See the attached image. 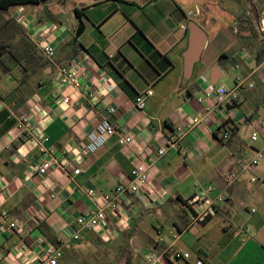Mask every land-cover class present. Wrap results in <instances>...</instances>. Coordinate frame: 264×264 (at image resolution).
I'll return each instance as SVG.
<instances>
[{
  "label": "crops",
  "instance_id": "1",
  "mask_svg": "<svg viewBox=\"0 0 264 264\" xmlns=\"http://www.w3.org/2000/svg\"><path fill=\"white\" fill-rule=\"evenodd\" d=\"M48 6L13 7L15 17L31 22L28 34L37 24L55 25L49 35L54 57L45 60L23 47L20 60L0 69V211L18 224L16 232L0 228V264H21L74 231L78 239L57 264H145L151 252L164 255L157 264H264V74L257 70L264 65V18L259 16L260 28L240 16L242 9L234 11L237 20L223 15L209 24L202 18L199 25L210 31L185 76L187 22L197 17V7L187 14L173 0H90L74 5L77 20L64 23L61 7L52 12ZM239 22L244 29L237 31ZM60 65L75 68L77 88L55 81ZM238 72L254 83L240 89V102L219 105L208 124L194 126L178 139L179 147L157 156L176 126L208 106L205 91L232 87ZM146 89L151 94L139 110L134 97ZM23 112L41 127L54 156H67L83 171L53 164L38 174L36 166L48 156L29 147L16 127ZM103 119L130 142L120 145L115 134L85 151L88 135ZM223 131L229 132L226 139ZM257 156L252 171L241 170L242 159ZM147 158L153 164L139 193L122 195L119 209L106 211L93 230L79 229L77 216L103 203L86 189L110 195ZM228 174L234 180L226 186ZM207 186L209 196L222 194L225 202L189 227L186 200Z\"/></svg>",
  "mask_w": 264,
  "mask_h": 264
},
{
  "label": "built area",
  "instance_id": "2",
  "mask_svg": "<svg viewBox=\"0 0 264 264\" xmlns=\"http://www.w3.org/2000/svg\"><path fill=\"white\" fill-rule=\"evenodd\" d=\"M17 18V19H16ZM16 21L22 26L26 35L34 45L35 49L45 60H51L54 57L55 49L49 41V35L52 30L55 28V25L51 24H37L32 31V34H28L30 30L29 20L18 14L15 17ZM183 29H186V26H182ZM237 69V65L234 66ZM261 74H264V65L257 69ZM55 81L61 85L72 86L77 88L79 86V80L75 71V68L72 65H60L56 68ZM252 89L254 83L247 81L245 76L239 72L234 76V85L232 87H226L219 85L217 87H212L209 90H206L204 93V98L208 101V106L204 108L203 112L198 113L195 116L190 117L184 124L175 127V134L168 138L164 147L157 149V156H160L164 153L166 148H177L178 139L184 134L189 132L194 126L199 124H208L212 118V113L214 110L221 104L227 102L230 106H234L240 102V89L242 87ZM151 94L149 89H146L134 97V104L137 109L142 110L145 106L146 97ZM202 100V99H199ZM63 103H68V98L62 99ZM1 107V102H0ZM112 112L113 110L110 109ZM16 127L26 138V144L29 147H38L42 155H47L48 158H45L36 166V172L40 175H45L49 172L51 165L57 164L61 165L64 170L66 167L72 170L74 174L82 172L83 170L76 165H72V161L67 158V156L60 158V160L52 154V151L47 148L44 143L47 141V137L42 133L41 127L35 125L31 122L30 116L28 113H20L17 117ZM228 131H223L221 138L226 139L228 136ZM117 134V142L120 145L128 144L131 140L129 136L119 135L115 129L114 124L109 122L106 119L101 120L95 127V130L88 135V140L83 146L87 152H93L100 145H102L106 139L112 135ZM252 139L256 138V133H252ZM65 151H70L69 148H66ZM259 157H254L252 159H242L239 162L240 168L243 171H252L254 167L258 164ZM153 160L147 158L137 163L130 171V181L128 183L120 182L114 186L111 194H100L94 188L86 189L85 194L88 197H96L102 199V205L95 207L90 212L86 214H81L77 216L76 223L79 226V229L93 230L97 227L102 221L105 220L106 211H116L120 207L121 196L124 194H138L140 191V186L145 184L148 180L149 169ZM255 177H251V180H255ZM234 180L233 174H228L225 178L226 186L232 184ZM211 189L210 186L207 187H198L196 188L194 194L186 200V206L190 210V219L189 227L202 224L207 218L216 214L219 208L222 207L225 200L222 194L211 197L208 195V191ZM0 228L8 229L11 232H16L18 229V224L16 221L8 219L7 212L2 210L0 211ZM78 239V231L66 239H59L57 243L53 246H48L42 250V252L33 258L25 259L21 264H57L59 258L62 255L63 249H67L71 246L72 241ZM183 258H188V253L184 252L181 254ZM164 258L162 253H147L144 257L145 264H157ZM196 264H202L201 261L197 260Z\"/></svg>",
  "mask_w": 264,
  "mask_h": 264
},
{
  "label": "rangeland",
  "instance_id": "3",
  "mask_svg": "<svg viewBox=\"0 0 264 264\" xmlns=\"http://www.w3.org/2000/svg\"><path fill=\"white\" fill-rule=\"evenodd\" d=\"M85 1H90V0H49V3H51V6H48L51 11L53 12L54 9H57V6L61 7V11L59 12L61 19H63L64 23L68 22L69 20H77L76 16L73 13V6L78 5L79 2H85ZM92 1V0H91ZM144 1V0H139V2ZM178 5H181L184 7L187 11V14L194 10L195 7H197L198 10V15L197 17L192 16V20H195L198 24H203L202 22L204 19H208V23H212L214 18H219L224 16H228L229 20H237V13L238 10L241 9H247L248 6L244 1L241 0H173ZM233 1L234 3H231ZM261 1V0H260ZM52 7V8H51ZM17 11V8L15 7H10L7 11L5 12H0V16L3 18H12L15 22V13ZM58 10H55V13ZM236 11V12H234ZM190 14V13H189ZM257 15H259L261 18H264V9H261L260 12L257 10ZM258 16V18H260ZM203 18V19H202ZM201 19L203 20L201 22ZM225 19V18H224ZM251 19V18H250ZM1 25V22H0ZM206 31H210L207 29V25L204 26ZM20 28V27H19ZM237 31L243 30V22H239V24H236ZM3 31H0V51L3 53L2 55V61L6 64H9L15 60H20L21 56L16 53V50L18 47H25L21 41L20 38L23 39V35H20L18 33V29L11 28V27H4L1 29ZM22 36V37H21ZM27 47V46H26ZM32 48V47H30ZM5 51H9L5 52ZM13 54L12 56L10 55ZM32 54H39V52L33 51ZM5 60V61H4ZM95 264H100L99 261L95 260Z\"/></svg>",
  "mask_w": 264,
  "mask_h": 264
},
{
  "label": "trees",
  "instance_id": "4",
  "mask_svg": "<svg viewBox=\"0 0 264 264\" xmlns=\"http://www.w3.org/2000/svg\"><path fill=\"white\" fill-rule=\"evenodd\" d=\"M49 0H0V12H5L7 11L10 7H13V6H18V5H26V4H29V5H38V4H43V3H47ZM258 12L261 11V9H264V4H255ZM247 9H242V12H241V17H247V18H251L250 20L253 21L252 17L247 14ZM78 16V15H76ZM259 16V15H258ZM242 19V18H241ZM0 22H1V25H0V31H3L1 29H3L4 27L8 26V27H11V28H15V29H18V33L20 35H23V39L20 38L21 41L23 44L21 45H24L25 47V50L26 51H35L37 52V50L35 49L34 45L32 44V42L30 41V39L28 38V36L26 35L24 29L22 28V26L15 22L12 18H3L0 16ZM20 27V28H19ZM81 30H82V23L79 22L78 23V26H77V31H76V35L73 37V40L74 42H76V37L77 35H79L81 33ZM136 34L140 35V36H143V34L137 30ZM22 37V36H21ZM77 45L79 46V48H81V44L77 42ZM27 46V47H26ZM32 47V48H30ZM22 47H18L17 50H16V53L19 54L20 56L23 55V52L21 50ZM5 52H8L9 51H5ZM3 53L0 51V69H4L6 67V64L2 61V55ZM10 55L12 56L13 54H11L10 52ZM260 59V58H259ZM5 61V60H4ZM17 60L11 62L12 63H15ZM10 65V64H9Z\"/></svg>",
  "mask_w": 264,
  "mask_h": 264
},
{
  "label": "water",
  "instance_id": "5",
  "mask_svg": "<svg viewBox=\"0 0 264 264\" xmlns=\"http://www.w3.org/2000/svg\"><path fill=\"white\" fill-rule=\"evenodd\" d=\"M245 2L248 6L247 14L252 17L255 25L260 28V20L255 4L252 0H245ZM205 41V30L195 20H189L187 22V49L183 54V73L185 76L190 75L193 64L198 60Z\"/></svg>",
  "mask_w": 264,
  "mask_h": 264
},
{
  "label": "flooded vegetation",
  "instance_id": "6",
  "mask_svg": "<svg viewBox=\"0 0 264 264\" xmlns=\"http://www.w3.org/2000/svg\"><path fill=\"white\" fill-rule=\"evenodd\" d=\"M241 1H244L245 2V0H241ZM252 2L254 3V4H264V0H252ZM231 3H234L233 1H231ZM246 3V2H245Z\"/></svg>",
  "mask_w": 264,
  "mask_h": 264
},
{
  "label": "bare ground",
  "instance_id": "7",
  "mask_svg": "<svg viewBox=\"0 0 264 264\" xmlns=\"http://www.w3.org/2000/svg\"><path fill=\"white\" fill-rule=\"evenodd\" d=\"M262 21V20H261Z\"/></svg>",
  "mask_w": 264,
  "mask_h": 264
}]
</instances>
